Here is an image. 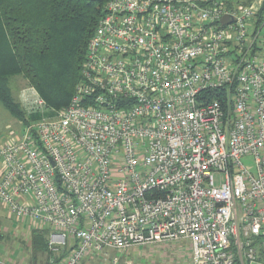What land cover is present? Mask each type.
Wrapping results in <instances>:
<instances>
[{
  "label": "built area",
  "instance_id": "obj_1",
  "mask_svg": "<svg viewBox=\"0 0 264 264\" xmlns=\"http://www.w3.org/2000/svg\"><path fill=\"white\" fill-rule=\"evenodd\" d=\"M260 9L255 0H109L70 103L50 109L34 87L22 92L41 117L0 131V205L54 229L49 250L68 254L47 264H81L89 251L118 264L109 250L182 240L191 264L260 259Z\"/></svg>",
  "mask_w": 264,
  "mask_h": 264
},
{
  "label": "trees",
  "instance_id": "obj_2",
  "mask_svg": "<svg viewBox=\"0 0 264 264\" xmlns=\"http://www.w3.org/2000/svg\"><path fill=\"white\" fill-rule=\"evenodd\" d=\"M108 1L0 0V102L14 118L28 125L41 114L29 113L15 99L9 85L13 76H23L50 109L70 103ZM263 23L264 3L257 25Z\"/></svg>",
  "mask_w": 264,
  "mask_h": 264
},
{
  "label": "rangeland",
  "instance_id": "obj_3",
  "mask_svg": "<svg viewBox=\"0 0 264 264\" xmlns=\"http://www.w3.org/2000/svg\"><path fill=\"white\" fill-rule=\"evenodd\" d=\"M237 1V0H236ZM243 1V0H239ZM261 4V7L264 3V0H255ZM9 85L12 91L13 96L17 101H19L24 107L26 105L21 99L23 91H26L28 87H31L27 80L23 76H13L9 79ZM40 114V113H39ZM49 114V113H48ZM0 131L5 135L7 132L6 125L10 126V129L18 133L22 129V124L19 120L14 118L10 112L2 105L0 102ZM243 164L249 168L251 171L255 172V160L252 156H245L242 158ZM0 209L4 211V215L8 218V209L5 206L0 205ZM16 219V221H15ZM14 220V223H22L23 219L11 218V221ZM10 221V220H9ZM18 221V222H17ZM22 221V222H21ZM29 221V220H28ZM27 222L28 226L29 223ZM25 222V223H26ZM11 224L13 222H10ZM40 230L42 229L44 237L49 238L50 234L54 229L44 222H39ZM4 231V230H3ZM14 236V235H12ZM6 239V238H5ZM172 247L176 250L180 248V243H160V244H150V245H141L134 246L124 251L109 250L110 258L115 256L118 257V264H191V258L187 253L184 252L178 253L172 251ZM49 249V248H48ZM171 249V250H168ZM88 252L86 257L83 259L81 264H109L111 259L105 260L103 254L100 253H90ZM187 254V255H186Z\"/></svg>",
  "mask_w": 264,
  "mask_h": 264
},
{
  "label": "crops",
  "instance_id": "obj_4",
  "mask_svg": "<svg viewBox=\"0 0 264 264\" xmlns=\"http://www.w3.org/2000/svg\"><path fill=\"white\" fill-rule=\"evenodd\" d=\"M3 213L4 211L0 209V264H47L53 257L60 262L64 260L68 250L65 255L61 256V254L53 253L47 247L45 248V242L48 239L44 237L42 229L34 227L35 225L28 220L15 224L14 220L11 221V218L13 219L15 216L8 212L9 216L6 218ZM174 243H180V248L176 250L172 247V251L184 252L183 256L187 253L190 258L192 257L190 241L182 240L170 244ZM244 264L248 263L244 262ZM253 264H264V254Z\"/></svg>",
  "mask_w": 264,
  "mask_h": 264
},
{
  "label": "water",
  "instance_id": "obj_5",
  "mask_svg": "<svg viewBox=\"0 0 264 264\" xmlns=\"http://www.w3.org/2000/svg\"><path fill=\"white\" fill-rule=\"evenodd\" d=\"M230 20H229V18H228V16H224L223 18H222V22L223 23H228Z\"/></svg>",
  "mask_w": 264,
  "mask_h": 264
}]
</instances>
